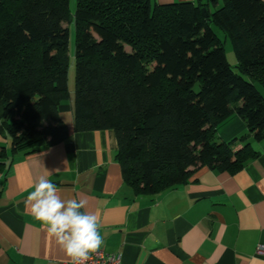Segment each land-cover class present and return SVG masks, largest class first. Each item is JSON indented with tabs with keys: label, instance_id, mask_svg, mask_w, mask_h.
Returning <instances> with one entry per match:
<instances>
[{
	"label": "trees",
	"instance_id": "obj_1",
	"mask_svg": "<svg viewBox=\"0 0 264 264\" xmlns=\"http://www.w3.org/2000/svg\"><path fill=\"white\" fill-rule=\"evenodd\" d=\"M151 1L76 0L71 15L69 0H0V130L12 152L67 137L58 108L69 98L73 21V129L114 130L135 194L163 192L203 166L235 172L256 156L264 0ZM212 25L229 38L237 70ZM233 115L247 131L223 140L217 128Z\"/></svg>",
	"mask_w": 264,
	"mask_h": 264
},
{
	"label": "crops",
	"instance_id": "obj_2",
	"mask_svg": "<svg viewBox=\"0 0 264 264\" xmlns=\"http://www.w3.org/2000/svg\"><path fill=\"white\" fill-rule=\"evenodd\" d=\"M183 1L196 0L151 2ZM72 104L69 92L58 108L68 130L61 142L12 152L0 130V264H71L25 209L41 176L62 199L87 201L82 211L99 217L100 250L116 255V264H264L256 253L264 245V141L251 142L256 156L235 172L203 166L163 192L135 194L115 159L114 130L74 131ZM246 131L233 115L216 132L229 140Z\"/></svg>",
	"mask_w": 264,
	"mask_h": 264
},
{
	"label": "clouds",
	"instance_id": "obj_3",
	"mask_svg": "<svg viewBox=\"0 0 264 264\" xmlns=\"http://www.w3.org/2000/svg\"><path fill=\"white\" fill-rule=\"evenodd\" d=\"M86 206L83 199H62L60 189L45 176L34 183L25 200L26 211L46 228L71 264H85L103 245L99 217L82 211Z\"/></svg>",
	"mask_w": 264,
	"mask_h": 264
},
{
	"label": "rangeland",
	"instance_id": "obj_4",
	"mask_svg": "<svg viewBox=\"0 0 264 264\" xmlns=\"http://www.w3.org/2000/svg\"><path fill=\"white\" fill-rule=\"evenodd\" d=\"M76 8V0H69V12L70 14H74ZM210 10H213L212 5H210ZM65 25L68 27L69 30V40H68V82L70 86H73V90L70 91V95L74 96V79H75V66H74V50H75V28H74V23L73 21L65 23ZM212 28L214 32L216 33L217 37L221 40V44L224 48L225 56L228 61V63L235 68L236 64V58L235 54L232 49L231 42L228 37L224 35V33L217 28L216 26L212 25ZM236 69V68H235ZM237 70V69H236ZM244 77L247 78L246 75H243ZM257 88L260 90L262 94H264V88H262L261 85L256 84Z\"/></svg>",
	"mask_w": 264,
	"mask_h": 264
},
{
	"label": "built area",
	"instance_id": "obj_5",
	"mask_svg": "<svg viewBox=\"0 0 264 264\" xmlns=\"http://www.w3.org/2000/svg\"><path fill=\"white\" fill-rule=\"evenodd\" d=\"M256 253L264 255V245H259L256 249ZM117 261L118 257L116 255L105 253L99 249L95 253L90 254L85 264H116Z\"/></svg>",
	"mask_w": 264,
	"mask_h": 264
},
{
	"label": "water",
	"instance_id": "obj_6",
	"mask_svg": "<svg viewBox=\"0 0 264 264\" xmlns=\"http://www.w3.org/2000/svg\"><path fill=\"white\" fill-rule=\"evenodd\" d=\"M201 11L204 13V15L206 14V13H205V7H202V8H201Z\"/></svg>",
	"mask_w": 264,
	"mask_h": 264
}]
</instances>
